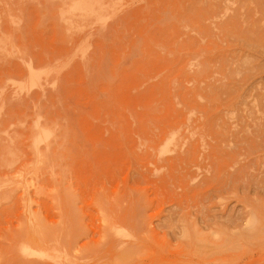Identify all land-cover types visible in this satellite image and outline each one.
<instances>
[{"label":"rangeland","instance_id":"rangeland-1","mask_svg":"<svg viewBox=\"0 0 264 264\" xmlns=\"http://www.w3.org/2000/svg\"><path fill=\"white\" fill-rule=\"evenodd\" d=\"M92 1L0 0V264H264V0Z\"/></svg>","mask_w":264,"mask_h":264},{"label":"bare ground","instance_id":"bare-ground-1","mask_svg":"<svg viewBox=\"0 0 264 264\" xmlns=\"http://www.w3.org/2000/svg\"><path fill=\"white\" fill-rule=\"evenodd\" d=\"M94 7V2L92 0H77V2L74 4L73 9L76 11H81L84 13H92ZM96 8V7H95ZM97 9V8H96ZM95 9V10H96ZM94 10V11H95ZM97 10L95 11L96 15ZM82 15V14H81ZM89 15V14H88ZM47 246V245H46ZM30 250V249H29ZM44 250V249H43ZM56 250V249H55ZM49 252V250H46ZM27 252V251H26ZM44 252V251H43ZM50 253V252H49ZM34 254V253H33ZM54 255V254H53ZM58 255V254H57ZM61 255V254H60ZM32 256V255H31ZM43 256V254H42ZM49 256V255H48ZM39 258V257H38ZM42 259V258H40Z\"/></svg>","mask_w":264,"mask_h":264}]
</instances>
